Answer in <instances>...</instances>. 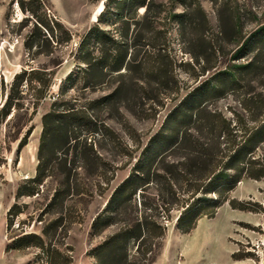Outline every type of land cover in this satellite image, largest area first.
Wrapping results in <instances>:
<instances>
[{
  "label": "rangeland",
  "instance_id": "obj_1",
  "mask_svg": "<svg viewBox=\"0 0 264 264\" xmlns=\"http://www.w3.org/2000/svg\"><path fill=\"white\" fill-rule=\"evenodd\" d=\"M104 1L42 0L39 6L35 0H0V78L6 87L0 106L14 75L26 71L23 110H13L0 120V224H4L6 245L9 238L21 232L40 233L43 224L59 212V208L47 207L56 186V179L50 178L44 181L38 195L17 201L22 213L7 232L6 213L18 187L34 176L41 117L52 103L65 101L71 107L84 106L97 127L103 125L113 134L103 131L92 138V149L106 163L105 177L112 178L108 186L90 163L71 170L78 173L83 191L68 199L62 209V213L75 217L67 236L59 240L61 249L71 255V264L95 262L91 250L114 229L96 235L92 221L105 208L115 187L139 162L160 155L163 138L177 125L173 119L184 100L220 113L233 127L239 120L248 122L247 109H258L259 104L251 98L257 99L258 94L264 97V55L254 73L240 72L235 82H229L226 75L251 60L236 57L240 43L238 37L229 36L228 29L238 21L243 38L249 37L264 24V0H154L155 15L148 23L143 19V8L125 23L115 14L98 20ZM51 21L59 22L69 33L68 43L56 46L50 39L46 25L53 28ZM95 26L123 44L125 61L118 72L104 70L96 74L91 85L82 79L80 70L85 65L77 49ZM61 33L54 30L57 38L62 37ZM30 71L50 79L46 97L35 111L33 88L39 86L33 81L32 89L28 85L27 80L37 76ZM213 86L218 88L212 96L202 94ZM116 89L117 102L105 101ZM21 140L26 144L18 148ZM257 154H264V141ZM44 155L51 160L53 173H59L62 167L57 163L64 156L57 148ZM70 158L71 153L67 155V168ZM155 189V185L150 186L146 196L155 199ZM230 196L252 203L256 212L233 210L224 204L212 218L199 219L195 229L184 234L175 226L179 212L172 211L171 221L165 223V236L147 264H237L231 254L239 245L248 244L247 250L254 252L257 262L239 264H264V178L241 180ZM135 201L139 206V194ZM7 253L10 264H44L37 259L36 249H9Z\"/></svg>",
  "mask_w": 264,
  "mask_h": 264
},
{
  "label": "trees",
  "instance_id": "obj_2",
  "mask_svg": "<svg viewBox=\"0 0 264 264\" xmlns=\"http://www.w3.org/2000/svg\"><path fill=\"white\" fill-rule=\"evenodd\" d=\"M39 6L42 0H35ZM22 5V3H21ZM154 0H105L98 20L115 16L122 22H128L138 9H144L143 19L146 23L155 15ZM114 10L115 13H112ZM158 12V11H157ZM181 19L183 15H175ZM182 22V21H181ZM53 28L47 23L50 39L60 45L70 41V35L57 21H51ZM238 21L228 29L229 36L238 37L240 43L236 50L239 59L251 60L236 72H227L228 81L235 82L240 72H255L264 55V24L249 37L243 38ZM54 30L62 37L57 38ZM227 32V31H226ZM123 44L108 31L98 26L91 28L81 40L77 54L85 65L80 70L82 79L93 84L96 74L115 73L124 66ZM37 75L27 80L39 87L33 88L32 107L35 111L38 104L46 97L50 87V79L42 78L38 71H30ZM236 74V75H235ZM26 71L14 75L9 85L4 102L0 106V120L6 119L11 112L23 110V81ZM218 87L205 91L212 96ZM6 87L0 78V98L5 95ZM119 89L104 98L105 101L117 102ZM255 101L257 110L247 109L248 122L242 120L231 126L218 112H211L200 105L184 102L176 110L170 134L163 138L164 143L158 157L139 162L131 174L115 187L105 208L92 221V230L100 235L108 228L114 231L105 236L90 252L93 264H147L150 257L159 248L167 226L171 221L170 213L178 211L175 226L182 233H189L196 227L199 219H210L216 210L224 204L233 210L256 212L250 202L238 201L230 196L243 179L260 180L264 178V154L258 156L260 144L264 141V97L258 94ZM195 98V95H194ZM195 100V99H192ZM33 111V112H34ZM102 129V130H101ZM106 132H112L103 125L91 121L84 106L75 108L67 102L54 101L50 110L41 117V134L37 149V164L33 177L27 178L18 187L14 203L6 213V227L9 232L13 220L21 213L18 200L34 197L39 194L44 181L56 179V186L47 204L48 208H59L57 217L43 224L40 233L29 232L15 238H9L5 251L36 249L37 259L44 264H71L72 257L61 249L60 239L67 236V228L74 223V216L62 213L68 199L83 194L77 181L78 173L71 172L80 164L93 165L97 176L108 186L112 180L105 177L106 163L92 149V138ZM25 139V137H24ZM26 144L21 140L18 148ZM58 149L64 157L57 163L61 171L54 174L50 159L45 151ZM71 153L69 168L67 155ZM155 185V199L146 196L150 186ZM136 194L141 198L139 206L135 201ZM250 245H239L232 254L234 263L255 260L254 252L248 251Z\"/></svg>",
  "mask_w": 264,
  "mask_h": 264
},
{
  "label": "crops",
  "instance_id": "obj_3",
  "mask_svg": "<svg viewBox=\"0 0 264 264\" xmlns=\"http://www.w3.org/2000/svg\"><path fill=\"white\" fill-rule=\"evenodd\" d=\"M6 235L4 224H0V264H10L8 253L5 251L6 248Z\"/></svg>",
  "mask_w": 264,
  "mask_h": 264
}]
</instances>
